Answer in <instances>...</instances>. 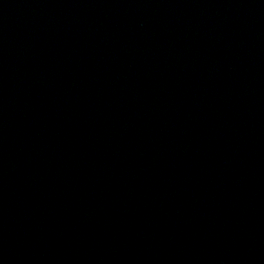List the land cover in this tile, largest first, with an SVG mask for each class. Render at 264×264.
<instances>
[{
	"label": "water",
	"instance_id": "obj_1",
	"mask_svg": "<svg viewBox=\"0 0 264 264\" xmlns=\"http://www.w3.org/2000/svg\"><path fill=\"white\" fill-rule=\"evenodd\" d=\"M0 264H264V0H0Z\"/></svg>",
	"mask_w": 264,
	"mask_h": 264
}]
</instances>
